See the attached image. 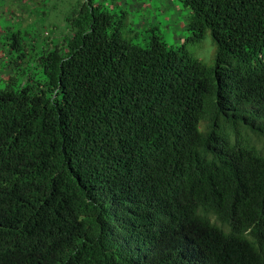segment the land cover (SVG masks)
<instances>
[{
    "label": "trees",
    "instance_id": "obj_1",
    "mask_svg": "<svg viewBox=\"0 0 264 264\" xmlns=\"http://www.w3.org/2000/svg\"><path fill=\"white\" fill-rule=\"evenodd\" d=\"M181 1L212 66L78 0L0 90V264H264V0Z\"/></svg>",
    "mask_w": 264,
    "mask_h": 264
},
{
    "label": "rangeland",
    "instance_id": "obj_2",
    "mask_svg": "<svg viewBox=\"0 0 264 264\" xmlns=\"http://www.w3.org/2000/svg\"><path fill=\"white\" fill-rule=\"evenodd\" d=\"M111 10L121 34L148 46L154 33L175 48L182 46L207 66L215 64L217 45L210 33L192 42L190 10L181 0H93ZM78 0H0V90L37 85L45 79L40 57L61 45L66 17ZM33 80L29 82V78Z\"/></svg>",
    "mask_w": 264,
    "mask_h": 264
}]
</instances>
